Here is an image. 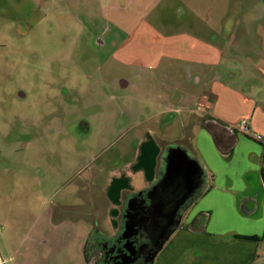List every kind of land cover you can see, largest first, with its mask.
<instances>
[{
	"label": "rangeland",
	"instance_id": "374dc122",
	"mask_svg": "<svg viewBox=\"0 0 264 264\" xmlns=\"http://www.w3.org/2000/svg\"><path fill=\"white\" fill-rule=\"evenodd\" d=\"M141 34L165 48L124 50ZM185 41L229 44L215 72L264 102V0H0V264L116 237L89 187L129 162L154 182L199 79Z\"/></svg>",
	"mask_w": 264,
	"mask_h": 264
},
{
	"label": "crops",
	"instance_id": "0c3cea01",
	"mask_svg": "<svg viewBox=\"0 0 264 264\" xmlns=\"http://www.w3.org/2000/svg\"><path fill=\"white\" fill-rule=\"evenodd\" d=\"M139 45L146 51L164 47L141 34L124 50ZM183 48L187 54L194 52L189 58L196 64L199 79L194 91H190L191 97L184 102L185 115L171 127L177 135L160 140L156 175L164 165L166 146L179 147L200 169L203 187L186 213L180 215L177 228L153 264H264V102L257 99V94L240 91L239 86L232 84V77L216 73L229 44L202 45L191 41ZM204 66H209L208 70ZM258 78L264 81L263 75ZM121 85L128 83L121 81ZM241 120L247 121L255 137L237 131ZM131 163L111 175L107 186L89 187L95 203L102 201L115 213V231L120 226L125 197L127 200L153 184L142 169Z\"/></svg>",
	"mask_w": 264,
	"mask_h": 264
},
{
	"label": "water",
	"instance_id": "95a60500",
	"mask_svg": "<svg viewBox=\"0 0 264 264\" xmlns=\"http://www.w3.org/2000/svg\"><path fill=\"white\" fill-rule=\"evenodd\" d=\"M163 161L165 179L161 185L148 194H144L145 191L138 193L126 202L123 223L108 264H153L156 255L177 228L180 215L201 191L203 175L181 148L176 147L171 153L166 151ZM142 195L150 197L142 208H138L136 197ZM149 212L150 215H163V222L157 224L159 232L165 221L166 227L171 228L169 232H163L161 239L148 238L151 232ZM142 241L147 244L155 241V248L150 254L145 253L148 248L146 245H140Z\"/></svg>",
	"mask_w": 264,
	"mask_h": 264
},
{
	"label": "flooded vegetation",
	"instance_id": "af4514ba",
	"mask_svg": "<svg viewBox=\"0 0 264 264\" xmlns=\"http://www.w3.org/2000/svg\"><path fill=\"white\" fill-rule=\"evenodd\" d=\"M134 196H136V195H134ZM149 197L150 196H147V195H142L140 197H136L138 208H142L147 203V200L149 199ZM128 200L129 199H127L126 202ZM125 205H124L123 211H122V218L120 216V219H119L120 226H119L118 230L116 231L117 234H116L115 238L104 240L103 239L104 235L101 232H99V229L95 230L94 229L95 227L88 234L87 239H89V236H91L92 239H91V243L87 247H85V249H84L85 250L84 256H83L84 257V260H83L84 264H108L109 263L110 253L114 247L118 233L120 231V227L123 223V217L125 216L124 215ZM153 205L156 206V203H153ZM162 217H163V215H161V213H157V214L153 213V215H150V212H149V224L148 225H149V227H151V232H149L150 235L148 237L149 239H152V240L161 239L163 232H169L171 230V228L166 227L167 222L165 221L164 226L162 228V231L159 232L157 224H158V222L159 223L163 222ZM143 244L148 247L146 252H145L146 254H150L153 251V249L155 248V241L150 243V244H147L146 242L142 241L140 243V245H143ZM146 264H148V263H146Z\"/></svg>",
	"mask_w": 264,
	"mask_h": 264
},
{
	"label": "trees",
	"instance_id": "16d2710c",
	"mask_svg": "<svg viewBox=\"0 0 264 264\" xmlns=\"http://www.w3.org/2000/svg\"><path fill=\"white\" fill-rule=\"evenodd\" d=\"M262 147H263V154H262L263 168L261 170V176H262V179H263V182H264V145ZM174 149H175V147H173L171 145H167L165 150L168 151L169 153H171L172 151H174ZM162 166L164 167L163 164H162ZM162 166L158 168L155 181L153 182V184L151 185V187L148 188V190H146L144 192V194H148L153 189L158 188L161 185V183L164 181V179H165V173L163 172L164 171V168H162ZM125 199H126V197H125ZM125 199H124V202H123V207H124L125 202H126ZM123 207H122V211H123ZM122 211H121V218H122Z\"/></svg>",
	"mask_w": 264,
	"mask_h": 264
},
{
	"label": "built area",
	"instance_id": "2783aa9c",
	"mask_svg": "<svg viewBox=\"0 0 264 264\" xmlns=\"http://www.w3.org/2000/svg\"><path fill=\"white\" fill-rule=\"evenodd\" d=\"M236 129L237 131L242 134V135H246V136H250V137H255V135H253L251 133V131L249 130L247 121L245 120H241L237 125H236Z\"/></svg>",
	"mask_w": 264,
	"mask_h": 264
}]
</instances>
